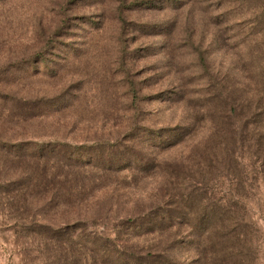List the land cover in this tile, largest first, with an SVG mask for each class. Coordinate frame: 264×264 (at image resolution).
Listing matches in <instances>:
<instances>
[{
    "label": "rangeland",
    "instance_id": "1",
    "mask_svg": "<svg viewBox=\"0 0 264 264\" xmlns=\"http://www.w3.org/2000/svg\"><path fill=\"white\" fill-rule=\"evenodd\" d=\"M260 113L264 0H0V264H95L92 238L233 264L205 254L217 206L248 235L235 264H264ZM151 215L162 229L132 230Z\"/></svg>",
    "mask_w": 264,
    "mask_h": 264
},
{
    "label": "trees",
    "instance_id": "2",
    "mask_svg": "<svg viewBox=\"0 0 264 264\" xmlns=\"http://www.w3.org/2000/svg\"><path fill=\"white\" fill-rule=\"evenodd\" d=\"M262 114L263 113H260L256 116L259 124H262L264 121L261 118ZM180 128L181 127L159 132L160 135L158 134V137H151L150 139L157 140L158 146L163 148L176 146L180 144L184 140V137H186L189 133L186 129L182 130ZM147 139L149 138L147 137ZM260 141V138H258L257 142L259 144V150L257 154L261 155V160L263 162L262 167H264V154L261 151L262 147L260 146ZM113 147L118 149L117 146ZM64 149V151H68V148L64 147ZM84 149L85 148L83 147L74 148L68 157L74 159V162L90 165L96 163L98 160L100 162L104 161L103 157L105 156L103 151L107 150L111 154L108 159V163L115 165L116 163L123 162V157L120 156L118 152H115V150H111L112 147L107 149L103 147L91 148L90 152H83ZM134 161L136 162L137 160ZM210 209L211 210L206 211L198 219L199 223L205 227L201 234L204 236L203 239L206 243L204 246L205 254L210 253L213 257V261L215 260L220 262L221 259H223L226 263L232 262L235 264L240 257H242L244 248L247 247L248 235L243 233L244 230L240 227V220L238 217L232 215L230 207L226 208L224 206H217ZM165 217L166 216L164 215H151L145 217L144 219L139 218L134 224H132V230L143 234L151 231L155 232L157 228L159 229L164 225ZM171 217V215L168 216V218ZM99 243L100 241L98 238H92L90 246L84 244V247L91 250L89 254L95 264H98V260H103L104 263L108 264H181L166 255L154 253L132 254L122 246L110 244L99 245ZM228 252L230 257H226Z\"/></svg>",
    "mask_w": 264,
    "mask_h": 264
}]
</instances>
